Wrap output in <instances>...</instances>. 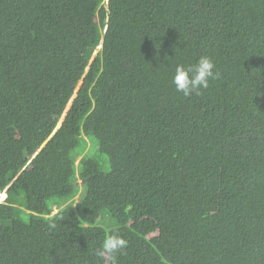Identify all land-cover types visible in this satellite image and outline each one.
<instances>
[{"label":"trees","instance_id":"1","mask_svg":"<svg viewBox=\"0 0 264 264\" xmlns=\"http://www.w3.org/2000/svg\"><path fill=\"white\" fill-rule=\"evenodd\" d=\"M5 189L0 264H264V0H0Z\"/></svg>","mask_w":264,"mask_h":264},{"label":"clouds","instance_id":"2","mask_svg":"<svg viewBox=\"0 0 264 264\" xmlns=\"http://www.w3.org/2000/svg\"><path fill=\"white\" fill-rule=\"evenodd\" d=\"M101 47V46H99ZM219 72L210 56H201L193 64H177L172 74V85L175 90L182 93L185 97L193 94L200 95L202 90L210 86V81L216 80ZM54 228L55 224L50 225ZM128 240L119 233L118 230H109L106 232L99 248L95 254L100 258H110L111 264H119V257L126 255Z\"/></svg>","mask_w":264,"mask_h":264},{"label":"rangeland","instance_id":"3","mask_svg":"<svg viewBox=\"0 0 264 264\" xmlns=\"http://www.w3.org/2000/svg\"><path fill=\"white\" fill-rule=\"evenodd\" d=\"M78 86H79V85H77V87H78ZM70 100H71V99H70ZM70 100H69V102H70ZM69 102L67 103L66 108L69 107ZM66 108H65V110H66ZM64 112H65V111H64ZM62 117H63V114H62V116L60 117V119H59V121H58V124L60 123ZM76 183H77V184L81 183V180L78 179V180L76 181ZM4 193H5V190H3V191L0 193V201H3L2 196H3ZM78 196H79V194H78L74 199L77 200ZM53 211H55V208L53 209ZM106 215H107V214H106ZM102 226L107 228V225H102Z\"/></svg>","mask_w":264,"mask_h":264},{"label":"water","instance_id":"4","mask_svg":"<svg viewBox=\"0 0 264 264\" xmlns=\"http://www.w3.org/2000/svg\"><path fill=\"white\" fill-rule=\"evenodd\" d=\"M70 104H71V100H70V102H69V106H70ZM68 108H69V107H67L66 110H65V112L63 113V117H64V115L66 114V111L68 110ZM63 117H62V119H63ZM62 119H61V120H62ZM60 124H61V121H60V123L57 125V127L55 128V130L60 126ZM55 130H54V131H55Z\"/></svg>","mask_w":264,"mask_h":264},{"label":"bare ground","instance_id":"5","mask_svg":"<svg viewBox=\"0 0 264 264\" xmlns=\"http://www.w3.org/2000/svg\"><path fill=\"white\" fill-rule=\"evenodd\" d=\"M5 192H6V189H5ZM78 194H79V193H78ZM78 194H77V195H78ZM77 195H76V196H77ZM76 196H75V197H76ZM75 197H74V198H75ZM5 198H6V197H5ZM5 198H4V199H5ZM4 199H3V200H4ZM74 200H75V199H74ZM75 201H76V200H75ZM0 202H2V201H0ZM54 212H56V210H55ZM54 212H53V213H54Z\"/></svg>","mask_w":264,"mask_h":264}]
</instances>
